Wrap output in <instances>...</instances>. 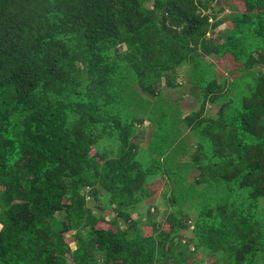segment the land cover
I'll return each instance as SVG.
<instances>
[{
	"label": "trees",
	"instance_id": "trees-1",
	"mask_svg": "<svg viewBox=\"0 0 264 264\" xmlns=\"http://www.w3.org/2000/svg\"><path fill=\"white\" fill-rule=\"evenodd\" d=\"M229 2L0 0V264H264V0Z\"/></svg>",
	"mask_w": 264,
	"mask_h": 264
},
{
	"label": "rangeland",
	"instance_id": "rangeland-1",
	"mask_svg": "<svg viewBox=\"0 0 264 264\" xmlns=\"http://www.w3.org/2000/svg\"><path fill=\"white\" fill-rule=\"evenodd\" d=\"M207 2L210 3V7H209V10H206L205 12L211 13L213 8H216L217 10L219 8L223 9V12H219L218 13V17L220 19H224V21H225V18L228 17L227 16L228 14H226V13H229L230 10H231L230 9L229 0H206V3ZM150 4L152 5L153 2H151ZM211 20H212V18H211ZM226 26H227V24L225 22H222L215 29H216V31H219V30H222V29L226 28ZM223 60H225V59H223ZM225 62H222V61H221V63L219 62L220 75H227L230 70H233L234 68H236V66L233 68L231 63H228V62L225 63ZM183 81H184V79H182V82ZM164 90H165L164 92L166 94L173 95L174 98H179L180 97V100H182L185 103H189V104L190 103H195V102H197V100H199L198 88H196L194 86L187 85L185 83H183L180 87H176V88H172V89H164ZM207 108L208 109H207L206 113H208V114L215 113L216 110L219 108V105L218 104H214V103H209L207 105ZM141 131H144V133H142ZM151 132H152L151 124H150L149 120H146L144 122V124L141 126V129H140V132H139L140 136L143 135L142 136L143 137V140H142L143 143H145L146 140L150 137ZM184 132H185V135L189 138V141L191 143L192 142V139H191L192 137H191L190 130L187 129ZM196 173H198V170L197 169H193L192 173L189 176V178H192ZM154 182H156V187L159 188V192L162 190V188L166 187L165 181H163V183H162V181L158 182L156 179H154ZM87 200L89 202V205L93 207L94 211H97V212L103 211L101 209V208H104V206H105L103 201L94 200V199L90 198V196L87 197ZM162 201H163L162 198L160 196H157V204H158V206L161 209V213L157 212L156 210H154V212H155V214H157L159 219H161V217L163 216V214H165L166 209H167V207L165 206V203H163ZM114 215H115L114 212H110L108 214V218H111ZM1 227L2 226L0 224V228ZM67 236H68V238H71L70 234H67ZM71 246H72V248H75V242L74 241L71 242ZM70 259H72V258L70 257ZM206 264H208V263H206Z\"/></svg>",
	"mask_w": 264,
	"mask_h": 264
},
{
	"label": "crops",
	"instance_id": "crops-1",
	"mask_svg": "<svg viewBox=\"0 0 264 264\" xmlns=\"http://www.w3.org/2000/svg\"><path fill=\"white\" fill-rule=\"evenodd\" d=\"M2 226V225H1Z\"/></svg>",
	"mask_w": 264,
	"mask_h": 264
}]
</instances>
